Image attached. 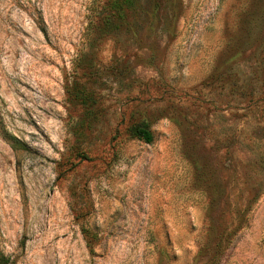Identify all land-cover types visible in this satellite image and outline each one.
<instances>
[{"label": "rangeland", "instance_id": "374dc122", "mask_svg": "<svg viewBox=\"0 0 264 264\" xmlns=\"http://www.w3.org/2000/svg\"><path fill=\"white\" fill-rule=\"evenodd\" d=\"M92 2L0 0V251L11 264H264V0H181L172 21L164 7L134 36L99 38L98 119L77 138L67 91ZM139 120L151 143L128 136Z\"/></svg>", "mask_w": 264, "mask_h": 264}, {"label": "trees", "instance_id": "16d2710c", "mask_svg": "<svg viewBox=\"0 0 264 264\" xmlns=\"http://www.w3.org/2000/svg\"><path fill=\"white\" fill-rule=\"evenodd\" d=\"M181 0H93L89 10V17L84 31L86 52L78 61L74 76L76 79L68 89L70 100L78 103L82 108V114L77 122L74 133L77 138L81 137L83 132L89 131L94 122L98 119V96L93 84L98 75V68L93 64L91 48L94 43L103 36L112 35H132L137 32L139 18H145L147 23L158 19L159 9L166 8L165 16L169 20H174L180 12ZM170 26L169 30H173ZM128 136L151 143L153 133L147 121H133L126 128ZM6 137L13 149H21L24 145L15 137ZM77 155L82 159H88L87 153L76 146ZM81 215L75 213V218L79 219ZM81 233L86 246L92 250L95 242L94 235L90 229L81 224ZM9 256L0 251V264H11Z\"/></svg>", "mask_w": 264, "mask_h": 264}]
</instances>
